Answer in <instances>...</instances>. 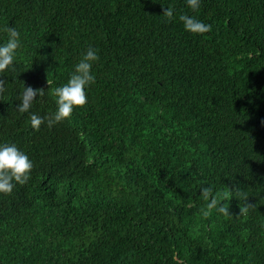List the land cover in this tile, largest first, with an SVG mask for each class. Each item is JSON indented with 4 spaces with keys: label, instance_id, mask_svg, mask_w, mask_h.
I'll list each match as a JSON object with an SVG mask.
<instances>
[{
    "label": "trees",
    "instance_id": "1",
    "mask_svg": "<svg viewBox=\"0 0 264 264\" xmlns=\"http://www.w3.org/2000/svg\"><path fill=\"white\" fill-rule=\"evenodd\" d=\"M6 26L0 144L33 168L0 193V264H264V0H0ZM89 46L87 103L33 130ZM201 186L229 213L203 217Z\"/></svg>",
    "mask_w": 264,
    "mask_h": 264
},
{
    "label": "clouds",
    "instance_id": "2",
    "mask_svg": "<svg viewBox=\"0 0 264 264\" xmlns=\"http://www.w3.org/2000/svg\"><path fill=\"white\" fill-rule=\"evenodd\" d=\"M200 0H186V5L195 10L199 7ZM172 21L174 18V8L167 7L163 15ZM185 31L193 34H203L211 31V25L207 24L194 16L182 14L179 16ZM7 40L0 43V73L10 70L14 67L17 51L21 47V33L15 28L6 26L3 28ZM99 60L98 50L89 46L81 54L78 62L74 65L73 71L65 83L54 90L56 110L51 115L40 116L36 113H30V126L33 130L47 123L49 127L62 120L71 117L74 108L83 107L88 100L86 90L95 83L93 72L94 64ZM3 81H0L2 84ZM20 93V103L17 105V111L20 113L29 112L35 97L43 95V90L33 89L31 86L22 85ZM33 168L32 161L26 153L21 151L15 144H0V193L8 194L13 191L16 184H25ZM200 195L206 201V207L201 210L203 217H208L212 210L217 213L228 214V209L222 203L212 196V189L207 186H201ZM253 207L252 204H246L241 211H247Z\"/></svg>",
    "mask_w": 264,
    "mask_h": 264
}]
</instances>
